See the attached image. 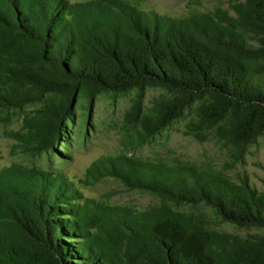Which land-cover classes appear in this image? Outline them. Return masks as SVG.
<instances>
[{"label":"trees","instance_id":"1","mask_svg":"<svg viewBox=\"0 0 264 264\" xmlns=\"http://www.w3.org/2000/svg\"><path fill=\"white\" fill-rule=\"evenodd\" d=\"M0 8V107L46 99L39 131L59 141L80 96L166 89L152 113L141 98L127 112L144 142L198 103L195 134L215 130L242 161L264 134V0L184 18L119 9L110 19L80 26L63 2L5 0ZM112 167V166H111ZM127 185L180 204L212 207L242 236L210 229L200 214L163 203L116 225L105 239L83 236L79 205L61 206L75 192L34 186L0 172V264H264V193L248 180L234 182L189 168L172 175L157 167L136 171L113 161ZM69 203V202H68ZM73 204V203H69ZM72 212V218L60 216Z\"/></svg>","mask_w":264,"mask_h":264},{"label":"rangeland","instance_id":"2","mask_svg":"<svg viewBox=\"0 0 264 264\" xmlns=\"http://www.w3.org/2000/svg\"><path fill=\"white\" fill-rule=\"evenodd\" d=\"M33 1V0H30ZM63 2L70 21L87 26L93 21L110 19L119 9L136 7L173 18L194 14L226 11L235 16L234 4L245 0H46ZM5 0L0 8L6 10ZM171 94L161 87H149L142 98L136 88L115 94L103 92L93 101L80 96L73 107L72 118L65 121L61 139L46 141L39 131L41 111L46 99L22 107H0V172L13 182L34 186L46 178L53 190L75 192L60 205H79L78 234L107 239L116 225L140 216L163 203L177 210L200 214L210 229L239 234L262 232L225 222L210 206L176 204L149 191L127 185L113 174V161L136 171L152 172L156 167L177 175L189 173V168L208 176H223L234 182H248L264 193V134L250 146L242 161H235L233 148L215 130L195 134L191 125L197 121L198 103L188 107L183 115L158 134L142 141L140 125L130 124L127 112L141 98L143 113H152L157 103ZM112 166V167H111ZM40 181V180H39ZM73 204H69V203ZM61 217L71 219L72 212L62 211Z\"/></svg>","mask_w":264,"mask_h":264}]
</instances>
